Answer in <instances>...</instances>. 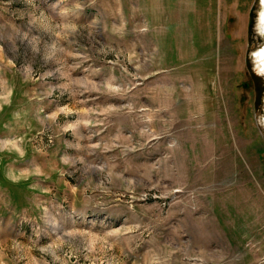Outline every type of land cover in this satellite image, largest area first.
<instances>
[{"label": "rangeland", "instance_id": "374dc122", "mask_svg": "<svg viewBox=\"0 0 264 264\" xmlns=\"http://www.w3.org/2000/svg\"><path fill=\"white\" fill-rule=\"evenodd\" d=\"M260 0H0V264H264Z\"/></svg>", "mask_w": 264, "mask_h": 264}, {"label": "bare ground", "instance_id": "6f19581e", "mask_svg": "<svg viewBox=\"0 0 264 264\" xmlns=\"http://www.w3.org/2000/svg\"><path fill=\"white\" fill-rule=\"evenodd\" d=\"M260 3L262 5V11L260 13V18H259V23H260V29H261V32L264 34V0H260ZM257 58H258V61H261L264 63V45L263 47L258 51L257 53ZM264 71V68L262 69ZM263 124H264V120H263Z\"/></svg>", "mask_w": 264, "mask_h": 264}]
</instances>
